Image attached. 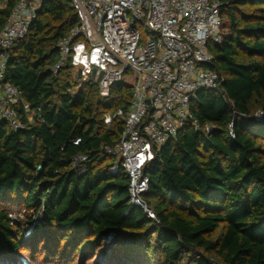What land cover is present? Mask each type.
<instances>
[{
    "label": "trees",
    "instance_id": "16d2710c",
    "mask_svg": "<svg viewBox=\"0 0 264 264\" xmlns=\"http://www.w3.org/2000/svg\"><path fill=\"white\" fill-rule=\"evenodd\" d=\"M15 1L0 7V30ZM220 2L226 33L211 68L223 76L222 90L199 92L201 129L184 128L146 171L144 201L157 221L130 202L127 174L112 173L120 161L103 151L124 129L104 117L129 108L131 88L116 85L106 101L97 82L80 86L69 63L55 73L58 43L79 20L70 0L43 4L6 70V83L45 122L20 131L0 123V259L27 242L9 210L24 205L33 213L26 225L52 245L100 249L116 233L123 264H151L152 253L159 264H264V123L253 119L264 115V0ZM79 155L89 157L84 170L73 167Z\"/></svg>",
    "mask_w": 264,
    "mask_h": 264
},
{
    "label": "built area",
    "instance_id": "2783aa9c",
    "mask_svg": "<svg viewBox=\"0 0 264 264\" xmlns=\"http://www.w3.org/2000/svg\"><path fill=\"white\" fill-rule=\"evenodd\" d=\"M48 1L16 0L0 30V123L11 131L45 122L43 110L32 108L22 90L5 80L13 48L27 36ZM70 1L79 24L58 43L54 72L69 63L80 86L97 82L99 96L106 101L116 85L131 88L129 108L104 117L107 126L122 120L124 129L121 139L103 151L120 161L112 173L121 168L127 174L130 202L157 221L144 201L150 181L146 171L157 151L184 128L201 129L193 112L199 92L222 90L224 78L211 67L213 50L226 33L223 5L220 0ZM141 25L149 36L146 39ZM229 130L233 136V126ZM88 160L87 155H79L73 167L84 170Z\"/></svg>",
    "mask_w": 264,
    "mask_h": 264
},
{
    "label": "rangeland",
    "instance_id": "374dc122",
    "mask_svg": "<svg viewBox=\"0 0 264 264\" xmlns=\"http://www.w3.org/2000/svg\"><path fill=\"white\" fill-rule=\"evenodd\" d=\"M7 2L8 0H0V7L6 8ZM141 30L144 39L148 38L149 36L142 25ZM259 112L257 110L254 116L259 114ZM9 210L16 225L21 229L25 228L27 242L21 247L18 256L10 255L9 252L3 253L2 256L4 258L1 257L0 264H123L121 262L122 252H124L126 247L121 245L118 236L112 240H108L103 248L97 249V247H94L78 252L75 247H70L69 244L52 245L54 243L49 238L36 236L32 228L26 225L27 220L33 215L32 210L26 208L24 205L12 206ZM36 219H39L40 222L41 220H45L41 215L36 216ZM54 249L56 250L54 253L60 254V257L51 262L50 257L53 256ZM151 258V264H159V254L152 253Z\"/></svg>",
    "mask_w": 264,
    "mask_h": 264
},
{
    "label": "water",
    "instance_id": "95a60500",
    "mask_svg": "<svg viewBox=\"0 0 264 264\" xmlns=\"http://www.w3.org/2000/svg\"><path fill=\"white\" fill-rule=\"evenodd\" d=\"M93 74L95 75L96 74V70L93 71ZM79 77H81V73L79 72ZM103 74H101V76L99 77L98 79V82L101 80ZM253 119L257 122H260V123H264V115H263V112H259V114L253 116ZM118 235L114 232H111L109 235H108V240H112L114 239L115 237H117Z\"/></svg>",
    "mask_w": 264,
    "mask_h": 264
}]
</instances>
